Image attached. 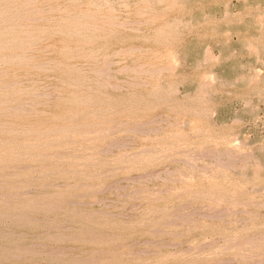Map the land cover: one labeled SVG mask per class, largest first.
I'll use <instances>...</instances> for the list:
<instances>
[{"label":"rangeland","instance_id":"obj_1","mask_svg":"<svg viewBox=\"0 0 264 264\" xmlns=\"http://www.w3.org/2000/svg\"><path fill=\"white\" fill-rule=\"evenodd\" d=\"M71 1L0 0V264H264V0Z\"/></svg>","mask_w":264,"mask_h":264},{"label":"bare ground","instance_id":"obj_2","mask_svg":"<svg viewBox=\"0 0 264 264\" xmlns=\"http://www.w3.org/2000/svg\"><path fill=\"white\" fill-rule=\"evenodd\" d=\"M2 1H4V0H2ZM5 1H6V0H5ZM21 1H22V0H21ZM31 1H34V0H29V2H31ZM67 1H68V0H67ZM70 1H71V0H70ZM72 1H73V0H72ZM72 1H71V2H72ZM77 1H79V0H74V1L72 2V5H73L75 2H77ZM103 1H107V0H103ZM16 2H17V0H16ZM27 2H28V1L26 0L25 3L27 4ZM29 2H28L27 5L30 4ZM107 2H110V1H107ZM111 2H112V1H111ZM120 2H121V1H120ZM10 3H11V5H12V1L8 3V6H9ZM14 3H15V0H14V2H13V5H14ZM18 3H19V2H18ZM21 3H24V2H21ZM21 3H19V4L21 5ZM31 3H32V2H31ZM77 3H78V2H77ZM101 3H102V2H101ZM103 3H105V2H103ZM113 3H114V2H113ZM113 3H112V4H113ZM124 3H125V2H124ZM124 3H122V4H124ZM19 4H18V5H19ZM78 4H79V3H78ZM80 4H81V3H80ZM82 4H84V3H82ZM91 4H92V3H91ZM98 4H99V3H98ZM108 4H109V3H108ZM110 4H111V3H110ZM5 5H6V4H5ZM11 5H10V7H12ZM23 5H24V4H23ZM86 5L88 6V4H86ZM86 5H84V6H86ZM94 5H95V7H93ZM125 5H127V4H125ZM1 6H2V5H1ZM16 6H17V5H15V7H16ZM25 6H26V5H24V8H25ZM70 6H71V5H70ZM73 6H74V5H73ZM84 6H83V8H84ZM93 6H91L92 8H91V7L88 8V9L85 8V11L90 9V11L92 12V9H94V8L96 9V7H99L98 5L96 6V4H94V3H93ZM100 6H101V5H100ZM102 6H104V5H102ZM102 6L99 7V8H102V9H103ZM108 6H109V7H107V10H108V9L110 10V8H111V10H112V9L114 8L113 6H111V7H110V5H108ZM3 7H4V5H3ZM6 7H7V6H5V8H6ZM10 7H7L8 9H4V10H5L6 12H8V10L11 9ZM32 7H33V6H32ZM32 7H31V8H32ZM65 7L67 8V6H64V8H65ZM79 7H80V6L78 5V8H79ZM112 7H113V8H112ZM12 8H13V7H12ZM17 8H18V7H17ZM21 8H22V7H21ZM37 8H38V7H37ZM50 8H51V6H50ZM52 8H53V7H52ZM73 8H75V7H73ZM73 8H72V10H73ZM76 8H77V7H76ZM80 8H81V7H80ZM99 8H97V9H99ZM38 9H39V8H38ZM54 9H55V7H54ZM61 9H63V8H61ZM97 9L94 10V12H95V11L97 12ZM2 10H3V8L0 10V13L2 12ZM15 10H16V9H15ZM15 10H13V11H15ZM28 10H29V9H28ZM34 10H35V9H34ZM51 10H52V9H50V11H51ZM69 10H70V9H69ZM78 10H79V9H78ZM104 10H106V9H104ZM5 11H3V13H4ZM10 11H11V10H9V12H10ZM20 11H22V9H21ZM46 11H47V9H46ZM53 11H54V10H53ZM75 11H76V10H75ZM85 11H84V12H85ZM90 11H89V12H90ZM99 11H100V9L98 10L97 13H99ZM112 11H113V10H112ZM6 12H5V13H6ZM32 12H33V11H32ZM42 12H43V10H42ZM60 12H62V10H61ZM65 12H66V11H64V13H65ZM70 12H71V11H70ZM77 12H78V11H77ZM89 12H88V13H89ZM100 12H101V11H100ZM104 12H105V11H104ZM106 12H108V11H106ZM109 12H110V11H109ZM114 12H115V11H114ZM39 13H40V11H39ZM66 13H67V12H66ZM79 13H80V11H79ZM81 13H82V12H81ZM10 14H11V13H10ZM14 14H15L16 16L19 15L18 12H17L18 15H17L16 13H13V16H14V17H12V15H11L12 19H15V15H14ZM82 14H83V13H82ZM85 14H87V13H85ZM89 14H90V15H88V14H87V15H84V14H83V15H84L85 17H87V16L89 17V16H90L89 18H90L91 21H92V19L94 18V17H93V18L91 19L92 16H95V17H96V16L98 15V14H96V13L93 14V12H92V14H91V13H89ZM95 14H96V15H95ZM102 14H106L105 16L108 18L107 13H102ZM108 14H110V13H108ZM1 15H2V14H1ZM1 15H0V16H1ZM64 15H65V14H64ZM64 15H63V16H64ZM66 15L71 16L69 13L66 14ZM77 15H78V13H77ZM77 15L75 16V14H74V19H75V17L77 18ZM100 15H101V14L99 13V16H100ZM111 15H113L112 12H111ZM111 15H109V17H110ZM4 16L6 17V15H4ZM80 16H82V15L79 14V17H80ZM84 16H83V18H84ZM99 16H97V19L99 18ZM101 16H102V15H101ZM105 16H104V15L102 16V17H103V20H104V18H106ZM5 17H4L3 20L8 19L10 16H8L7 18H5ZM43 17H45V16H43ZM53 17H54V16H53ZM64 17H66V16H64ZM71 17H72V16H71ZM88 17H87V18H88ZM102 17H101V18H102ZM113 17H114V15H113ZM113 17H112V18H113ZM28 18H29V17H28ZM30 18H31V17H30ZM45 18H46V17H45ZM66 18H67V17H66ZM68 18H69V17H68ZM68 18H67V19H68ZM87 18H86V20H87ZM101 18H100V20H101ZM110 18H111V17H110ZM151 18H152V17H151ZM12 19H10V21H11ZM22 19H23V18H22ZM24 19H25V18H24ZM38 19H39V18H38ZM48 19H49V18H48ZM58 19H59V18H58ZM58 19H57V20H58ZM71 19H73V17L70 18V19H68V21L71 20ZM80 19H81V17H80ZM94 19H96V18H94ZM94 19H93V20H94ZM108 19H109V18H108ZM20 20H21V18H20ZM41 20H42V19H41ZM44 20H45V19H44ZM76 20H77V19H75V22H77V23L80 25L81 22H82V19H81V22H80V23H79V21H80L79 19H78V21H76ZM86 20L84 19L83 21L86 22ZM98 20H99V19H98ZM100 20H99V24H101L100 22H102V24L107 23L106 20H105V23H103V22H104L103 20H102V21H100ZM111 20H113V19H111ZM13 21H14V20H13ZM23 21H24V20H23ZM23 21H22V22H23ZM29 21H31V20H29ZM37 21H38V20H37ZM37 21H36V22H37ZM50 21H51V20H50ZM62 21H64V20H62ZM73 21H74V20H73ZM73 21H69L68 24H69V25L74 24L75 22H73ZM88 21H89V20H87V22H88ZM91 21H90V23H91ZM94 21H95V20H94ZM0 22H1V21H0ZM8 22H9V21H8ZM15 22H17V21H15ZM25 22H26V20H25ZM44 22H45V21H44ZM66 22H67V20H66ZM71 22H73V23L71 24ZM92 22H93V21H92ZM95 22H98V21L96 20ZM109 22H110V21H109ZM112 22H113V21H112ZM114 22H117V21H114ZM114 22H113V23H114ZM18 23H21V22H18ZM23 23H24V22H23ZM41 23H42V22H41ZM77 23H76V24H77ZM90 23H84V24H87V25H84L85 28H87L86 26L89 27V26H90ZM93 23H94V22H93ZM93 23H92V25H94ZM110 23H111V22H110ZM113 23H112V24H113ZM7 24H8V23H7ZM11 24H13V23H11ZM38 24H39V23H38ZM54 24H55V23H54ZM66 24H67V23H65V26H66ZM76 24H75V25H72V26H70V27H71V28H72V27L74 28V26L76 27ZM78 24H77V25H78ZM95 24H96V23H95ZM97 24H98V23H97ZM120 24H121V23H120ZM17 25H19V24H17ZM17 25H14V27H16ZM20 25H21L22 30H24L23 27H22L23 24L21 23ZM20 25H19V27H20ZM46 25H47V24H46ZM79 25H78V26H79ZM92 25H91V27H93ZM114 25H115V24H114ZM3 26H4V25H3ZM23 26H25V23H24ZM35 26H36V25H35ZM67 26H68V25H67ZM99 26H100V25H99ZM7 27H10V26H6L5 28L7 29ZM17 27H18V26H17ZM19 27H18V29H16V30L19 31ZM25 27H29V24H27V26H25ZM81 27H83V25L80 26V28H81ZM100 27L103 28V26H100ZM100 27H99V28H100ZM5 28H4V29H5ZM11 28H12V27H11ZM30 28H31V27H30ZM38 28H40V27H38ZM50 28H51V27H50ZM83 28H84V27H83ZM132 28H133V27H132ZM12 29H13V28H12ZM12 29H9V31L12 30ZM14 29H15V28H14ZM68 29H69V26H68ZM76 29H77V28L74 29V30H75L74 33H76L77 30H80L79 28H78L77 30H76ZM87 29H89V28H87ZM87 29H86V30H87ZM103 29H104V28H103ZM103 29H102V31H103ZM16 30H15V31H16ZM25 30H26V29H25ZM25 30H24V31H25ZM31 30H32V29H31ZM39 30H40V29H39ZM41 30H42V29H41ZM74 30H73V31H74ZM81 30H82V29H81ZM91 30L97 31V29H96V30H95V29H91ZM100 30H101V29H100ZM69 31L71 32V29H70ZM88 31H89V30H88ZM6 32H7V31H5V35H6ZM29 32H30V31H28V33H29ZM31 32H33V31H31ZM31 32H30V33H31ZM86 32H87V31H86ZM92 32H93V31H91V33H92ZM99 32H100V31H99ZM8 33H11V31L8 32ZM79 33H80L79 35H81V32H79ZM84 33H85V32H84ZM84 33H83L81 36H84ZM89 33H90V31H89ZM76 34H78V33H76ZM87 34H88V33H87ZM94 34H95V33L93 32L91 35H94ZM12 35H13V33H12ZM36 35H38V34H36ZM91 35H90L89 37H91ZM28 36H29V35H27V38H28ZM31 36H32V35H31ZM33 36H35V35H33ZM81 36H80V37H81ZM23 37H24V36H23ZM3 38H7V36H6V37H3ZM3 38H2V39H3ZM15 38H16V37H15ZM21 38H22V37H21ZM27 38H26V39H27ZM28 39H30V38H28ZM32 39H34V37L31 38V40H32ZM38 39L41 40L40 37H39ZM87 39H88V38H87ZM0 40H1V39H0ZM11 40H12V37H11ZM16 40H17V39H16ZM23 40H25V39H23ZM23 40H22L21 42H23ZM28 41H30V40H28ZM32 42H34V41H32ZM38 42H39V41H38ZM8 43H9V42H8ZM24 43H25V41H24ZM28 43H29V42H28ZM36 43H37V42H36ZM36 43H35V44H36ZM30 44H31V43H30ZM32 44H34V43H32ZM78 44H79V43H78ZM19 45H20V44H19ZM36 45H38V44H36ZM26 46H28V45H26ZM42 46H43V45H42ZM44 46H45V45H44ZM48 46H49V45H48ZM19 47H20V46H19ZM53 47H54V46H53ZM132 47H133V46H132ZM135 47H136V46H135ZM0 48H1V45H0ZM4 48H5V47H4ZM21 48H22V47H21ZM28 48H30V49H31V48H35V46L30 47V45H29ZM72 48H73V47H72ZM78 48H80V47H78ZM126 48H127V47H126ZM137 48H138V47H137ZM1 49H3V48H1ZM24 49H27V48L24 47ZM24 49H23V50H24ZM46 49H47V48H46ZM54 49H55V48H54ZM118 49H119V48H118ZM23 50H22V52L25 51V50H24V51H23ZM32 50H33V49H32ZM69 50H70V49H69ZM69 50L67 49V50H65V51L67 52V51H69ZM78 50H79V49H78ZM98 50H99V49H98ZM126 50H127V49H126ZM0 51H1V50H0ZM5 51H7V50H5ZM13 51H14V52H13ZM15 51H16V50H12V52H13L14 54H15ZM74 51H75V50H74ZM76 51H77V50H76ZM93 51H94V50H93ZM1 52H2V51H1ZM12 52H11V53H12ZM32 52H33V51H32ZM32 52H31V54H32ZM69 52H70V51H69ZM80 52H82V51H80ZM95 52H97V51H95ZM95 52H93V53H95ZM114 52H115V51H114ZM114 52H113V53H114ZM119 52H122V50L119 51ZM141 52H142V51H141ZM11 53H10V54H11ZM18 53H19V52H18ZM82 53H83V52H82ZM1 54H2V53H1ZM7 54H9V53H7ZM19 54H21V53H19ZM23 54H24V53H23ZM27 54H30V53H27ZM31 54H30V55H31ZM64 54H65V53H64ZM70 54H71V53H70ZM76 54H77V53H76ZM83 54H84V53H83ZM88 54H89V53H88ZM102 54H103V53H102ZM3 55H4V54H3ZM15 55H16V54H15ZM17 55H18V54H17ZM24 55H25V54H24ZM32 55H33V54H32ZM85 55H86V54H85ZM94 55H95V54H94ZM94 55H92V56L95 57ZM100 55H101V54H100ZM105 55H106V54H105ZM109 55H110V54H109ZM159 55H160V54H159ZM10 56H11V55H10ZM18 56H23V55H18ZM67 56H68V55H67ZM88 56H90V55H88ZM107 56H108V53H107ZM6 57H7V56H6ZM11 57H12V56H11ZM28 57H29V56H28ZM68 57H69V56H68ZM79 57L81 58V55H80ZM104 57H106V56H104ZM157 57L159 58V56H157ZM172 57H173V56H172ZM3 58H4V57H2V59H3ZM20 58H21V57H20ZM25 58H27V56H26ZM82 58H83V57H82ZM97 58H98V57H97ZM206 58H207V56H206ZM11 59H13V57H12ZM14 59H16V57H15ZM87 59H88V58H87ZM92 59H94V58H92ZM95 59H96V58H95ZM95 59H94V60H95ZM103 59H104V58H103ZM107 59H108V58H107ZM174 59H175V58H174ZM22 60H24V59H22ZM26 60H27V59H26ZM33 60H34V59H32L31 61H33ZM50 60H51V59H50ZM74 60H75V59H74ZM74 60H73V61H74ZM85 60H86V59H85ZM89 60H90V59H89ZM97 60H98V59H97ZM101 60H102V59H101ZM172 60H173V59H172ZM0 61H1V60H0ZM5 61H6V60H5ZM10 61H11V60H10ZM17 61H18V60H17ZM91 61H92V60H91ZM104 61H105V59H104ZM106 61H107V60H106ZM109 61H110V60H109ZM1 62H2V61H1ZM54 62H55V61H54ZM64 62H65V61H64ZM84 62H85V61H84ZM87 62H88V61H87ZM93 62H94V61H93ZM117 62H118V61H117ZM59 63H60V62H59ZM94 63H95V62H94ZM101 63H102V62H101ZM24 64H25V63H24ZM37 64H39V63H37ZM76 64H77V63H76ZM76 64H74V65H76ZM84 64H85V63H84ZM98 64H99V63H98ZM108 64H109V63H108ZM171 64H172V63H171ZM52 65H53V64H52ZM52 65H51V66H52ZM90 65H91V64H90ZM90 65H89V66H90ZM100 65H101V64H100ZM37 66H39V65H37ZM51 66H50V67H51ZM69 66H72V65H69ZM69 66H68V69H69ZM80 66H82L81 63H80ZM83 66H84V65H83ZM125 66H127V65H124V67H125ZM144 66H145V65H144ZM61 67H62V66H61ZM61 67H58V68H61ZM63 67H64V66H63ZM74 67H77V66H74ZM78 67H79V66H78ZM121 67H122V66H121ZM129 67H130V66H129ZM147 67H149V66H147ZM150 67H152V65H151ZM158 67H160V66H158ZM33 68H34V67H33ZM56 68H57V67H56ZM66 68H67V67H66ZM83 68H84V67H83ZM103 68H104V69H103ZM140 68H141V67H140ZM160 68H161V67H160ZM52 69H53V68H52ZM61 69H62V68H61ZM79 69H80V68H79ZM97 69H98V68H97ZM97 69H96V70H97ZM132 69H134V68L132 67ZM144 69H145V68H144ZM34 70H35V69H34ZM63 70H64V69H63ZM63 70H62V71H63ZM73 70H75V69L73 68ZM91 70H92V69H91ZM99 70H100V72H103V71L105 70V67H104V66L102 67V65H101V66L99 67ZM124 70H125V69H124ZM137 70H139V69H137ZM146 70H147V69H146ZM148 70H149V69H148ZM70 71H71V70H70ZM93 71H94V70H93ZM118 71H119V70H118ZM120 71H121V69H120ZM140 71H141V70H140ZM72 72H73V71H72ZM145 72H147V71H145ZM145 72H144V73H145ZM154 72L156 73L155 70H154ZM157 72H158V70H157ZM73 73H74V72H73ZM78 73H79V72H78ZM80 73H81V72H80ZM87 73H88V72H87ZM106 73H107V72H106ZM128 73H130V72H128ZM1 74H2V73H1ZM61 74H62V73H61ZM84 74H85V73H84ZM88 74H89V73H88ZM107 74H108V73H107ZM134 74H135V73H134ZM136 74H137V76L139 75L138 73H136ZM141 74H142V73H141ZM141 74H140V75H141ZM149 74H150V73H149ZM149 74H148V75H149ZM152 74H154V73H152ZM3 75H4V74H3ZM3 75H2V76H3ZM8 75H9V74H8ZM15 75H16V73H15ZM95 75H97V74H95ZM16 76H17V75H16ZM30 76H31V75H30ZM80 76H81V75H80ZM85 76H86V75H85ZM85 76H84V77H85ZM99 76H100V75H99ZM134 76H135V75H134ZM149 76H150V75H149ZM84 77H83V78H84ZM92 77H93V76H92ZM92 77H91V78H92ZM94 77H95V76H94ZM129 77H130V76H129ZM72 78H73V77H72ZM72 78H71V79H72ZM77 78H78V77H77ZM86 78H87V77H86ZM88 78H89V77H88ZM106 78H108V77H106ZM110 78H111V77H110ZM134 78H135V77H134ZM73 79H74V78H73ZM80 79H82V78H80ZM94 79H96V77H95ZM103 79H104V78H103ZM0 80H1V79H0ZM69 80H70V79H69ZM74 80H75V79H74ZM83 80H84V79H83ZM87 80H88V79H86L85 81H87ZM90 80H91V79H90ZM92 80H93V79H92ZM106 80H107V79H106ZM14 81H15V80H14ZM32 81H33V80H32ZM34 81H35V80H34ZM34 81H33L32 84H34ZM39 81H40V80H39ZM64 81H66V80H64ZM64 81H63V82H64ZM70 81H71V80H70ZM75 81H76V80H75ZM75 81H74V83H75ZM78 81H79V79H78ZM85 81H82V82H85ZM107 81H108V80H107ZM206 81H207V80H206ZM18 82H19V81H18ZM29 82H31V81H29ZM66 82H68V81H66ZM71 82H72V81H71ZM79 82H80V81H79ZM79 82H78V83H79ZM91 82H92V81H91ZM91 82H90V83H91ZM27 83H28V82H27ZM87 83H88V82H87ZM93 83H94V82H93ZM95 83H97V82H95ZM105 83H106V82H105ZM110 83H111V82H110ZM135 83H136V82H135ZM22 84H23V83H22ZM35 84H36V83H35ZM67 84H69V83H66V85H67ZM70 84H71V83H70ZM83 84H84V83H82L81 85H83ZM91 84H92V83H91ZM101 84H103V82H102ZM106 84H107V83H106ZM111 84H113V83H111ZM133 84H134V83H133ZM30 85H31V84H30ZM30 85H29V86H30ZM66 85H65V86H66ZM71 85H72V84H71ZM96 85H97V84H96ZM204 85H205V84H204ZM16 86H17V85H16ZM35 86H37V84L34 85V87H35ZM78 86H79V85H78ZM84 86L86 87L87 85L84 84ZM89 86H90V85H89ZM89 86H88V87H89ZM91 86H92V85H91ZM91 86H90V87H91ZM102 86H103V85H102ZM117 86H118V85H117ZM121 86H122V85H121ZM158 86H159V85H158ZM3 87H5V86H3ZM6 87H7V86H6ZM10 87H12V86H10ZM10 87H9V88H10ZM14 87H15V86H14ZM22 87H24V89H25V86H22ZM75 87H76V86H75ZM154 87H155V86H154ZM170 87H171V86H169L168 88H170ZM9 88H8V89H9ZM67 88H68V87H67ZM83 88H84V87H83ZM102 88H103V87H102ZM158 88H159V87H158ZM6 89H7V88H6ZM18 89H19V88H18ZM22 89H23V88H22ZM29 89H30V88H29ZM29 89L27 88L28 91H29ZM31 89H32V87H31ZM31 89H30V90H31ZM34 89H36V88H34ZM71 89H72V88H71ZM71 89H69L70 92H72ZM79 89H80V88H79ZM81 89H82V88H81ZM81 89H80V91H81ZM87 89H90V88H87ZM92 89H93V88H92ZM97 89H98V88H97ZM156 89H157V88H156ZM171 89H172V88H171ZM2 90H3V89H2ZM2 90H1V91H2ZM12 90H13V89H12ZM19 90H20V89H19ZM76 90H77V89H76ZM90 90H91V89H90ZM99 90H101V89H99ZM7 91H8V90H6V92H7ZM20 91H21V90H20ZM78 91H79V90H78ZM84 91H85V90H83L82 93H83ZM91 91H92V90H91ZM97 91H98V90H97ZM171 91H172V90H171ZM26 92H27V91H26ZM61 92H62V91H61ZM73 92H75V91H73ZM94 92H95V91H94ZM94 92H92V93H94ZM4 93H5V92H4ZM4 93H3V94H4ZM22 93H25V92L23 91ZM29 93H30V91H29ZM32 93H33V92H32ZM32 93H31V94H32ZM79 93H81V92H78V94H79ZM85 93H86V92H85ZM1 94H2V92H0V95H1ZM6 94H7V93H6ZM10 94H11V93H10ZM19 94H20V92H19ZM34 94H35V93H34ZM64 94H65V93H64ZM76 94H77V93H75L74 96H76ZM78 94H77V95H78ZM95 94H96V92H95ZM4 95H5V94H4ZM52 95H54V94H52ZM60 95H63V94H60ZM60 95H59V96H60ZM68 95H69V94H68ZM68 95H64V96H67V97H68ZM7 96H8V95H7ZM10 96H11V95H10ZM20 96H21V94H20ZM29 96H32V95H29ZM72 96H73V95H72ZM78 96H79V95H78ZM82 96H83V95H82ZM87 96H88V95H87ZM90 96H92V95H90ZM0 97H1V96H0ZM13 97H14V96H13ZM15 97H16V96H15ZM21 97H22V96H21ZM23 97H24V96H23ZM23 97H22V98H23ZM27 97H28V96H27ZM67 97H66V98H67ZM69 97H70V96H69ZM93 97H94V95H93ZM93 97H92V98H93ZM3 98H4V97H3ZM8 98H9V97H8ZM73 98H74V97H73ZM76 98H78V97L76 96ZM84 98H85V97H84ZM0 99H1V98H0ZM5 99H7V98L5 97ZM14 99H15V98H14ZM17 99H18V98H17ZM19 99H20V98H19ZM63 99H64V98H63ZM69 99H71V98H69ZM66 100H67V99H66ZM75 100H76V99H75ZM75 100H71V103H72L73 101H75ZM83 100H84V99H83ZM88 100H89V99H88ZM91 100H92V99H90V101H91ZM76 101L79 102L80 100L78 99V100H76ZM85 101H87L86 98H85ZM0 102H3V100H1ZM8 102H9V101H8ZM80 102H82V101H80ZM80 102H79V104H81ZM22 103H24V102H22ZM74 103H75V105H77L76 102H73V104H74ZM82 103H83V102H82ZM84 103H85V102H84ZM84 103H83V104H84ZM9 104H10V103H9ZM79 104H78V105H79ZM86 104H87V103H86ZM95 104H96V103H95ZM1 105H2V104H1ZM31 105H32V104H31ZM84 105H85V104H84ZM101 105H102V104H101ZM3 106H6V104L3 105ZM32 106H33V105H32ZM32 106H31V107H32ZM16 107H17V106H16ZM16 107H14V108H16ZM29 107H30V106H29ZM31 107H30V108H31ZM92 107H93V106H92ZM105 107H106V106H105ZM107 107H108V106H107ZM1 108H2V107H0V109H1ZM3 108H4V107H3ZM6 108H7V107H6ZM6 108H4V109H6ZM17 108H18V107H17ZM90 108H91V107H90ZM31 109H32V108H31ZM31 109H29V110H31ZM34 109H35V108H34ZM69 109H70V108H69ZM1 110H3V109H1ZM10 110H12V109H10ZM10 110H8V111H10ZM18 110H19V109H18ZM26 110H27V109H26ZM38 110H39V109H38ZM92 110H93V109H92ZM101 110H102V109H101ZM6 111H7V110H6ZM6 111H5V112H6ZM11 112H12V111H10V113H11ZM14 112H15V110H14L12 113H14ZM39 112L41 113V111H39ZM39 112H38V113H39ZM98 112H99V111H98ZM8 113H9V112H8ZM20 113H21V112H20ZM22 113H23V112H22ZM22 113H21V114H22ZM25 113H26V112H25ZM32 113H33V112H32ZM132 113H133V112H132ZM14 114H16V113H14ZM17 114H18V113H17ZM28 114H29V113H28ZM91 114H92V113H91ZM6 115H7V114H6ZM11 115H12V114H11ZM11 115H10V116H11ZM93 115H94V114H93ZM134 115H135V114H134ZM3 116H5V115H3ZM10 116H9V117H10ZM18 116H21V115L19 114ZM12 117H13V116H12ZM12 117L9 118V119H12ZM131 118H132V117H131ZM0 119L2 120V117H1ZM5 120H6V119H5ZM14 120H15V118H14ZM16 120H17V119H16ZM18 121H19V120H18ZM1 122H2V121H1ZM3 122H4V121H3ZM141 122H142V121H141ZM4 123H5V122H4ZM12 123H13V122H12ZM16 123H17V121H16ZM18 123H20V122H18ZM18 123H17V124H18ZM74 123H75V122H74ZM6 124H7V123H6ZM6 124H5V125H6ZM31 124H32V123H31ZM100 124H101V123H100ZM136 124H137V123H136ZM20 125H21V124H20ZM22 125H23V124H22ZM27 125L29 126V124H27ZM68 125H69V124H68ZM75 125L78 126L77 123H75ZM80 125L82 126L81 123H80ZM85 125H86V124H85ZM28 126H27V127H28ZM33 126H34V125H33ZM33 126H32V127H33ZM88 126H89V125H88ZM93 126H94V125H93ZM93 126H92V127H93ZM95 126H97V123H96ZM117 126H118V125H117ZM0 127H1V125H0ZM2 127H3V126H2ZM6 127H7V126H6ZM10 127H11V126H10ZM18 127H19V126H18ZM21 127H22V126H21ZM23 127H24V126H23ZM23 127H22V128H23ZM30 127H31V126H30ZM32 127H31V128H32ZM40 127H42V126H39V127H37V128H40ZM49 127H50V126H49ZM53 127H54V126H53ZM53 127H52L51 129H53ZM84 127H86V126H84ZM122 127H123V126H122ZM19 128H20V127H19ZM19 128H18V129H19ZM28 128H29V127H28ZM31 128H30V129H31ZM33 128H35V127H33ZM37 128H36V129H37ZM57 128H58V127H57ZM61 128H62V131H63V127H61ZM65 128H67V127H65ZM74 128H75V127H74ZM74 128H68V129H72V130H73ZM79 128H80V127H79ZM81 128H82V127H81ZM11 129H13V128H11ZM23 129H24V128H23ZM23 129H22V130H23ZM54 129L56 130V128H54ZM54 129H53V130H54ZM58 129H59V128H58ZM76 129H77V128H76ZM76 129L74 130L75 132L77 131ZM87 129H89V127H88ZM99 129H101V128H99ZM105 129H106V128H105ZM105 129H104V130H105ZM108 129H109V128H108ZM108 129H107V130H108ZM115 129H116V128H115ZM132 129H133V128H132ZM8 130H9V129H8ZM22 130H20V132H21ZM24 130H25V129H24ZM27 130L29 131V134H30V135H31V134H34V133H30V130H29V129H27ZM40 130H41V128H40ZM48 130H49V129H48ZM48 130H47V132L51 131V130H49V131H48ZM53 130H52V131H53ZM59 130H60V129H59ZM59 130H58V131H59ZM66 130H67V129H66ZM66 130H65L64 133L67 132ZM72 130H71V131H72ZM81 130H82V129H81ZM90 130H91V129H90ZM92 130H93V128H92ZM96 130H97V129H96ZM14 131L16 132L15 127H14ZM34 131H36V130H34ZM41 131H42V130H41ZM44 131H45V132H43V133L46 134V127H45ZM68 131H69V130H68ZM88 131H89V130H88ZM94 131H95V130H94ZM94 131H92V132L94 133ZM100 131H101V130H100ZM110 131H111V130H110ZM117 131H118V130H117ZM5 132H6V130H5ZM10 132L13 133L12 130H11ZM53 132H54L55 135H58V133L56 134L55 131H53ZM98 132H99V131H98ZM171 132H172V131H171ZM26 133H27V132H26ZM36 133L38 134V130H37ZM39 133H40V132H39ZM61 133H63V132H61ZM68 133H69V132H67V134H68ZM72 133H73V132H72ZM84 133H87V132H83V134H81V135H82V136L85 135ZM88 133H89V132H88ZM168 133H169V132H168ZM49 134H50V133H48V135H49ZM59 134H60V133H59ZM79 134H80V133H79ZM96 134H97V133H96ZM98 134H102V133H98ZM109 134H110V133H109ZM169 134H170V133H169ZM30 135H29V136H30ZM35 135H36V134H35ZM40 135H41V134H39V136H40ZM70 135H71V134H70ZM70 135H69V138H68V139H70V138L72 139V137H71ZM72 135H73V134H72ZM76 135H77V136H75V138L73 137L74 140L76 139V137L79 136L78 133H76ZM89 135H90V134H89ZM89 135H88V136H89ZM93 135H95V134H93ZM102 135H105L104 132H103ZM160 135H161V134H160ZM39 136H38V137H39ZM41 136H42V135H41ZM43 136H44V135H43ZM50 136L53 138V133H52V135H50ZM85 136L88 138L87 135H85ZM90 136L92 137V134H91ZM90 136H89V138H90ZM129 136H130V135H129ZM153 136H154V135H153ZM164 136H165V135H164ZM15 137H16V136H15ZM38 137H37V138H38ZM64 137H65V135H64ZM80 137H81V136H80ZM98 137H99V136H98ZM170 137H171V136H170ZM45 138H46V137H45ZM55 138H56V137H55ZM59 138H60V137H58V139H55V140L59 141ZM78 138H79V137H78ZM78 138H77V140H78ZM82 138L84 139V137H82ZM95 138H96V137H95ZM144 138H145V137H144ZM158 138H160V137H158ZM162 138H163V137H162ZM173 138H174V137H173ZM41 139H42V138H41ZM46 139H47V138H46ZM50 139H51V138H50ZM50 139H49V140H50ZM60 139H62V138H60ZM65 139H66V138H65ZM149 139H150V138H149ZM230 139H231V138H230ZM14 140H15V139H14ZM53 140H54V139H53ZM62 140H63V139H62ZM62 140H61V141H62ZM72 140H73V139H72ZM150 140H151V139H150ZM169 140H170V139H169ZM46 141H47V140H46ZM51 141H52V140H51ZM65 141H66V140H64V141H62V142H65ZM69 141H70V140H69ZM163 141H164V140H163ZM5 142H6V141H5ZM5 142L3 141V143H5ZM22 142H23V141H22ZM35 142H36L35 144H37V141H36V140H35ZM3 143H1V146H2ZM10 143H11V142H10ZM18 143H19V142H18ZM20 143H21V142H20ZM32 143H33V142H32ZM38 143H39V142H38ZM53 143H55V142H53ZM59 143H60V141H59ZM233 143H234V142H233ZM239 143H240V142H239ZM5 144H6V143H5ZM5 144H3V146H4ZM15 144H16V143H15ZM33 144H34V143H33ZM35 144H34V145H35ZM8 145H9V143H8ZM10 145H11V144H10ZM19 145H20V144H19ZM28 145H29V144H28ZM6 146H7V145H6ZM35 146H36V145H35ZM35 146H34V147H35ZM45 146H46V145H45ZM40 147H41V146H40ZM212 147H213V146H212ZM3 148H4V147H3ZM9 148H10V147H9ZM72 148H73V147H72ZM1 149H2V148L0 147V150H1ZM2 150H3V149H2ZM14 150H15V148H14ZM212 150H213V149H212ZM4 151H5V150H4ZM4 151H3V152H4ZM177 151H178V150H177ZM202 151H203V150H202ZM207 151H208V150H207ZM248 151H249V150H248ZM125 152H126V151H125ZM161 152H162V151H161ZM208 152H209V151H208ZM26 153H27V152H26ZM29 153H30V152H29ZM29 153H28V154H29ZM32 153H34V154L32 155ZM32 153H30L29 156L32 155V157L34 158V157H35V153L37 154V151H32ZM62 153H63V152H62ZM73 153H74V152H72V154H73ZM77 153H78V152H77ZM92 153H93V152H91V155H92ZM122 153H123V152H122ZM159 153H160V152H159ZM213 153H214V152H213ZM216 153H217V152H216ZM216 153H215V154H216ZM218 153H219V152H218ZM48 154L50 155V153H48ZM57 154H58V153H57ZM64 154H65V153H64ZM74 154H76V153H74ZM83 154H84V153H83ZM95 154H96V152L94 153V156H96ZM123 154H124V153H123ZM142 154H143V153H142ZM153 154H154V153H153ZM20 155H21V154H20ZM24 155H25V153H24ZM41 155H43V154H40L38 157H40ZM51 155H52V154H51ZM79 155H81V154L79 153ZM91 155H90V156H91ZM156 155H159V154L157 153ZM207 155H209V154H207ZM219 155H220V154H219ZM245 155H246V154H245ZM15 156H16V155H15ZM26 156H27V155H26ZM44 156H45V155H44ZM61 156H62V158H63L64 155H63V154H62V155H59V157H61ZM69 156L71 157V152L69 153ZM92 156H93V155H92ZM126 156H127V155H126ZM203 156H204V155H203ZM36 157H37V155H36ZM64 157H65V156H64ZM72 157H73V155H72ZM80 157L83 159L84 156L81 155ZM86 157H87V156H86ZM86 157H85V158H86ZM116 157H117V155H116ZM118 157H119V156H118ZM122 157H123V156H122ZM128 157H129V156H128ZM137 157H138V156H137ZM189 157H190V155H189ZM189 157H188V158H189ZM192 157H193V156H192ZM216 157H217V154H216ZM30 158H31V156H30ZM74 158H77V154L75 155ZM81 158H80V159H81ZM85 158H84V159H85ZM90 158H92V157H90ZM94 158H95V157H94ZM113 158H114V157H113ZM212 158H213V157H212ZM86 159H87V161H88L89 157L86 158ZM92 159H93V158H92ZM141 159H142V158H141ZM145 159H146V158H145ZM190 159H191V158H190ZM57 160H58V159H57ZM90 160H91V159H90ZM96 160H97V159H96ZM108 160H109V159H108ZM136 160H137V159H136ZM187 160H188V159H187ZM74 161H75V160H74ZM77 161H78V160H77ZM85 161H86V160H84V162H85ZM99 161H100V160H99ZM121 161H122V159H121ZM131 161H132V159H131ZM185 161H186V159H185ZM186 162H187V161H186ZM233 162H234V161H233ZM87 163H88V162H87ZM93 163H95V162H93ZM191 164H192V163H191ZM193 164H194V163H193ZM88 165H89V164H88ZM90 165H91V164H90ZM23 166H24V165H23ZM77 166H78V165H77ZM190 166H191V165H190ZM188 167H189V166H188ZM258 167H259V166H258ZM32 169H33V168H32ZM32 169H31V170H32ZM33 170H34V169H33ZM64 170H65V169H64ZM44 171H45V170H44ZM81 171H82V170H81ZM14 172H15V171H14ZM14 172H13V173H14ZM18 172H19V171H18ZM18 172H17V170H16L15 173L17 174ZM32 172H33V171H32ZM40 172H41V171H40ZM69 173H70V172H69ZM172 173H173V172H172ZM180 173H181V172H180ZM72 174H73V173H72ZM17 175H18V174H17ZM24 175H25V174H24ZM177 175H178V174H177ZM10 176H12V175H10ZM19 176H20V175H19ZM143 177H144V176H143ZM187 177H188V176H187ZM181 179H182V178H181ZM8 183H9V182H8ZM5 187H6V186H5ZM76 187H77V186H76ZM72 188H73V187H72ZM263 189H264V188H263ZM100 190H101V189H100ZM141 190H142V189H141ZM60 192H61V191H60ZM61 193H62V192H61ZM53 194H54V193H53ZM8 195H10V194H8ZM54 195H55V194H54ZM51 196H52V195H51ZM59 196H60V195H59ZM3 201H4L3 203L5 204L6 201H5V200H3ZM11 201H13V200H11ZM33 201H34V200H32V202H33ZM38 201H39V200H36V202L38 203V204H36V205H39V204H40V202H38ZM50 201H52V200H50ZM53 201H55V200H53ZM68 201H69V200H68ZM0 202H1V201H0ZM28 202H29V201H28ZM32 202H31V203H32ZM36 202H35V201L33 202L34 205H33V203H32V209H34V207H37V206H35V203H36ZM56 202H57V200H56ZM6 203H8V202H6ZM50 203L52 204L53 202H49V204H50ZM239 203H240V202H239ZM29 204H30V203H29ZM49 204H48V205H49ZM51 204H50V206L53 207ZM53 204H54V203H53ZM56 204H57V203H56ZM56 204H54V205H56ZM58 204H62V203H59V202H58ZM58 204H57V205H58ZM242 204H243V203H242ZM43 205H44V204H43ZM46 205H47V204H46ZM46 205H45V209H46L47 211H49V209L46 208ZM57 205H56V206H57ZM30 206H31V204H30ZM33 206H34V207H33ZM39 206H41V205H39ZM59 206H60V205H59ZM108 206H109V205H108ZM47 207H48V206H47ZM207 207H208V206H207ZM48 208H49V207H48ZM54 208L57 209L58 206H57V207H54ZM54 208H50V209L53 210ZM67 208H68V207H67ZM210 208H211V207H210ZM29 209H30V208H29ZM32 209H31V210H32ZM36 209H37V208H36ZM60 209H63V208H60ZM27 210H28V209H27ZM37 210H38V209H37ZM41 210H42V209H41ZM58 210H59V208H58ZM78 210H79V209H78ZM66 211H67V210H66ZM71 211H72V209H71ZM71 211H70V208H69L68 212H71ZM72 212H73V211H72ZM245 212H246V211H245ZM106 213H107V212H106ZM14 214H16V213H14ZM14 214H11V213H10V215H14ZM18 214H19V213H18ZM18 214H16V216H17ZM19 215H21V217H22L23 214H19ZM19 215H18V216H19ZM1 216H2V214H1ZM18 216H17V220L19 219ZM23 216H25V214H24ZM10 217H11V216H10ZM12 217H13V216H12ZM12 217H11V218H12ZM178 217H179V216H178ZM188 217H189V216H188ZM7 218H8V217H7ZM14 218H15V217H14ZM25 218H26V217H25ZM25 218H24V219H25ZM88 218H89V217H88ZM2 219H4V218H2ZM21 219H23V217L20 218V221H21ZM24 219H23V220H24ZM28 219H29V218H28ZM95 219H96V218H95ZM8 220H9V219H8ZM25 220H26V219H25ZM30 220H31V219H30ZM48 220H49V219H48ZM228 220H229V219H228ZM167 221H169V219H168ZM170 221H171V220H170ZM41 222H43V221H41ZM112 222H113V221H112ZM164 222H165V221H164ZM32 223H33V222H32ZM92 223H93V222H92ZM82 224H83V223H82ZM115 225H116V224H115ZM65 228H66V227H65ZM161 230H162V229H161ZM7 232H8V231H7ZM8 234L11 235L12 233H11V234H10V233H7L6 235H8ZM13 234H14V233H13ZM16 234H17V233H16ZM93 234H94V233H93ZM178 234H179V233H178ZM90 235H92V232H91ZM96 235H97V233H96ZM73 236H74V235H73ZM262 236H263V235H262ZM2 237H3V236H2ZM66 237H67V236H66ZM70 237H71V236H70ZM48 238H49V237H48ZM72 238H73V237H72ZM260 238H261V237H260ZM257 241H258V240H257ZM252 242H253V241H252ZM149 243H150V242H149ZM155 243H156V242H155ZM239 243H240V242H239ZM37 244H38V243H37ZM204 244H205V243H204ZM230 244H231V243H230ZM28 245H29V244H28ZM30 245H31V244H30ZM200 245H201V244H200ZM231 245H232V244H231ZM189 246H190V245H189ZM15 247H16V246H15ZM21 247H22V246H21ZM21 247H20V249H21V250H22V249L24 250V248H21ZM2 248H3V247H2ZM6 248H7V247H6ZM6 248H5V249H6ZM16 248H17V247H16ZM214 248H215V247H214ZM214 248H213V249H214ZM0 249H1V248H0ZM5 249H2V250H5ZM11 249H13V248H10V249H8V250H11ZM216 249H217V248H216ZM6 250H7V249H6ZM13 250H14V249H13ZM15 250H16V249H15ZM15 250H14V251H15ZM0 251H1V250H0ZM17 251H18V249H17ZM25 251H26V250H24V251H20L19 253H21V252H25ZM211 251H212V250H211ZM211 251H210V252H211ZM34 252H35V251H34ZM40 252H41V251H40ZM58 252H59V251H58ZM19 253H14V256H15V257H16V256L19 257V255H18ZM28 253H29V252H28ZM31 253H32V252H31ZM8 254L11 255V253H8ZM15 254H16V255H15ZM51 254H52V253H51ZM208 254H209V253H208ZM241 254H242V253H241ZM4 255L6 256V254H4ZM21 255H22V254H21ZM7 256H8V255H7ZM12 256H13V254H12ZM168 256H169V255H168ZM10 257H11V256H10ZM106 258H107V257H106ZM85 259H86V258H85ZM81 260H82V259H81ZM90 260H91V258H90ZM92 260H93V259H92Z\"/></svg>","mask_w":264,"mask_h":264}]
</instances>
